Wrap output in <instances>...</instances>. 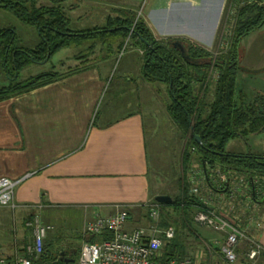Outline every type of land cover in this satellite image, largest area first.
<instances>
[{
    "label": "crops",
    "instance_id": "obj_1",
    "mask_svg": "<svg viewBox=\"0 0 264 264\" xmlns=\"http://www.w3.org/2000/svg\"><path fill=\"white\" fill-rule=\"evenodd\" d=\"M133 1L69 0L71 24L102 25L115 16L114 9L134 10ZM226 1L154 0L143 18L158 39L198 42L207 36L209 14ZM134 54L138 58L136 50ZM108 64L109 59L79 62L74 73L0 101V178L18 182L15 208H0V229L9 216L19 223L10 236L0 237V259L8 264L22 254L19 250L30 238L27 222L23 225L29 215L51 223L56 210L76 209L87 221L117 212L135 220L142 217L145 204L165 195L155 190L157 180L149 177L147 164V133L161 136L165 143L162 124L174 126L152 93L163 85L142 80L138 62L127 65L99 113V98L112 83ZM133 101L138 109L126 112ZM176 172L171 174L173 181ZM203 192L210 206L221 212L218 192ZM261 193L251 198V206L264 214V189ZM256 237L264 247V215Z\"/></svg>",
    "mask_w": 264,
    "mask_h": 264
},
{
    "label": "trees",
    "instance_id": "obj_2",
    "mask_svg": "<svg viewBox=\"0 0 264 264\" xmlns=\"http://www.w3.org/2000/svg\"><path fill=\"white\" fill-rule=\"evenodd\" d=\"M69 6H72L69 0H0L1 10L34 29L37 36L29 46L21 45L13 28H0V70L7 79V85L0 88V101L46 86L79 70L46 72L19 80V73L24 68L49 61L62 49H83L75 59L82 58V63L86 60L98 62L111 58L115 50L120 52L126 41L131 42L133 51L139 54L137 62L142 80L165 87V111L182 142L174 179L175 192L168 195L172 201L165 205L157 203L159 226L171 225L175 230L174 238L164 241L160 260L162 263L181 261L189 257L187 237H192L199 244L194 228L195 214L208 209L200 201V195L193 192L189 181L194 165L200 171L199 179L204 190L226 191L227 181L219 187L213 183V171L219 169L228 180L234 175L245 176L251 196L254 199L262 196L264 152L226 153L225 147L230 140L246 141L251 135L264 134V94L258 92L250 103L245 96L236 95L240 43L248 34L264 26V0L226 1V7L231 10L227 21L231 26L225 46L215 52L187 39L156 38L145 19L137 16L133 9H114L115 16H109L102 25L73 27ZM195 136L200 138L202 147L195 142ZM150 203L156 202L152 200ZM142 216L145 218L144 226H148L147 208ZM31 218L32 215L26 217L23 225ZM107 236L102 234L86 241L97 242ZM81 237L84 242L82 234ZM51 240L45 237L39 264L44 263ZM69 249L72 248L62 252L66 255ZM240 249L234 264H245L244 251ZM75 252L74 261L80 248ZM218 252V249L206 250L205 264H224ZM60 253L52 257L53 264H63ZM261 260L259 264H264V252Z\"/></svg>",
    "mask_w": 264,
    "mask_h": 264
},
{
    "label": "rangeland",
    "instance_id": "obj_3",
    "mask_svg": "<svg viewBox=\"0 0 264 264\" xmlns=\"http://www.w3.org/2000/svg\"><path fill=\"white\" fill-rule=\"evenodd\" d=\"M153 1L154 0H134L131 4H134L133 6H135L134 10L136 15L143 18L148 12V9L150 8V5ZM230 12L231 10L226 7V3H223L221 7H218V9L214 11V13L209 14L207 18L209 25L207 26V36L205 39L198 42H191L200 45L211 52H215L217 49H219V47L223 48L226 44L225 41L231 26V24L227 22L229 21L228 19ZM0 28H13L16 32L18 43L21 45L29 46L37 40L34 29L22 24L12 15L1 9ZM82 51L83 49L74 47L62 49L54 54L49 61H42L37 64L33 63L30 66L24 68L19 73V80H25L41 73H63L74 69L82 60V58L75 59V57H77L78 53ZM137 59L138 58L135 56L131 46V42L127 43L126 41L120 52H117L116 50L113 51V56L109 58L108 64L112 69L108 81L112 80V83L109 88L108 84L106 85L104 91L105 94H103V96L101 95L99 98V113L100 110H104V105L107 104L108 98L114 92V85L121 76L122 69L127 65L134 67ZM238 62L240 69L237 73L236 95L237 97L242 95L245 96L247 102L250 103L258 92L264 94V26L258 31L251 32L242 39L239 47ZM6 85L7 79L3 76L0 70V88ZM149 85L156 86L160 84L151 83ZM152 93L155 94L154 96L159 100V103L163 108V106H165L164 102L167 101L165 87L163 86L160 91L152 90ZM145 98L147 97L145 96ZM135 109H138V107L135 105V101H133L131 105L126 108V112ZM162 128L167 132L164 133L165 143H162L163 140H161V136L160 138L157 134L151 136L150 131L147 133V164L149 168V177L152 180H157L156 184L153 181L157 188L155 190L157 192L159 191V193L170 195L175 192V188L173 189L175 181L171 179V174L172 172L174 173L178 170V150L182 149V142H179L176 138L179 135L175 126H165L163 123ZM225 151L226 153L235 154L246 152H264V134L251 135L246 141L230 140L225 147ZM195 169H198V167L196 166ZM155 175H158V177L156 178ZM175 178L176 176H174V179ZM199 181H197V184H199ZM56 211L55 217L49 219L51 223L43 221L46 220V218L43 220L41 219L42 224L50 226V229L46 234L47 240L50 238L52 239L47 247L46 259L44 260L43 264H53L54 260L52 257L57 253L62 252L66 248L79 250L83 243L81 237L82 227L88 219L84 218L83 214L76 209ZM144 223L145 218L143 216H140L139 219L135 220L128 219L125 223V229L131 230L136 227H143L145 225ZM16 224L19 226L16 217L9 216L8 221L4 220V227L0 229V237L10 236L9 234L14 230L13 227ZM194 228L197 233L199 244L195 243L192 237H187V242L189 245L188 254L189 257L195 259L196 261H201V259L202 261H205L207 259V247L210 246L212 250L219 249L223 242V235L213 228L201 227L198 224H194ZM29 240L30 239H28L25 245L28 244ZM18 245L19 248H21L20 242ZM19 251L21 253L23 252L21 249ZM213 259L215 260L216 258L214 257Z\"/></svg>",
    "mask_w": 264,
    "mask_h": 264
},
{
    "label": "built area",
    "instance_id": "obj_4",
    "mask_svg": "<svg viewBox=\"0 0 264 264\" xmlns=\"http://www.w3.org/2000/svg\"><path fill=\"white\" fill-rule=\"evenodd\" d=\"M194 165L189 181L195 194L200 195V201L208 207L199 210L194 221L201 227L213 228L223 235L222 245L218 249L224 264H234L239 258V251L243 252L245 264H259V258L264 252L263 245L257 240L256 234L262 228L263 213H256L251 206V194L248 182L243 175H234L227 179V175L219 169L213 171V183L220 186L228 182L226 191L218 193L221 212L212 208L209 201L204 198L202 181L199 179L200 171ZM200 180V181H199ZM199 181V184H197ZM17 181L0 178V208L14 209V189ZM202 188V189H201ZM148 226L125 229L128 220L126 213L117 212L107 216H96L87 221L82 227L84 242L80 253L73 264H205V261H196L186 257L181 261L170 260L162 263L160 249L164 241L174 238L173 226L162 228L159 226L160 209L157 203L145 204ZM31 234L28 244L20 256L11 264H39L43 250V242L50 226L42 224L39 219L33 218L26 223ZM108 235L97 242H88L87 238ZM212 248L207 247L210 251ZM215 250V249H214ZM207 256V254H206ZM0 264H8L5 259H0Z\"/></svg>",
    "mask_w": 264,
    "mask_h": 264
},
{
    "label": "water",
    "instance_id": "obj_5",
    "mask_svg": "<svg viewBox=\"0 0 264 264\" xmlns=\"http://www.w3.org/2000/svg\"><path fill=\"white\" fill-rule=\"evenodd\" d=\"M46 61V60H44ZM195 139V142L200 146L202 147V143H201V140L198 136H195L194 137ZM154 201L158 204H169L172 199L170 196L168 195H158L154 198ZM60 260L63 262V264H73L74 260L73 259H69L67 257H65V253L64 252H61L60 253Z\"/></svg>",
    "mask_w": 264,
    "mask_h": 264
},
{
    "label": "flooded vegetation",
    "instance_id": "obj_6",
    "mask_svg": "<svg viewBox=\"0 0 264 264\" xmlns=\"http://www.w3.org/2000/svg\"><path fill=\"white\" fill-rule=\"evenodd\" d=\"M256 189L258 190L259 186H258V188L256 187ZM75 254H76V252L74 249H69L68 252L66 253L65 257H67L69 259H74Z\"/></svg>",
    "mask_w": 264,
    "mask_h": 264
}]
</instances>
